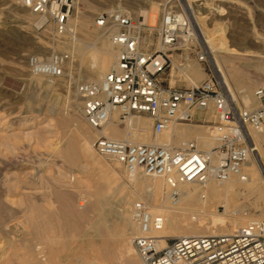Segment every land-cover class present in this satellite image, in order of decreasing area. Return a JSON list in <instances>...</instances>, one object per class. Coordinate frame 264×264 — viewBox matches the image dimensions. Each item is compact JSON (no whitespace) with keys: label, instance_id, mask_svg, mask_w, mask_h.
<instances>
[{"label":"rangeland","instance_id":"374dc122","mask_svg":"<svg viewBox=\"0 0 264 264\" xmlns=\"http://www.w3.org/2000/svg\"><path fill=\"white\" fill-rule=\"evenodd\" d=\"M19 1L0 0V204L10 208L9 215L12 213L14 222L16 220L19 225L26 226L30 223L29 219H38L39 216L31 206L40 205L46 211L49 209L48 212L52 215L50 219L52 226L49 229L42 227V233L38 235L41 237L42 234H45L43 237L46 240L51 237V240L55 241L52 242L54 245L56 244L55 247L61 250L63 240L68 238L60 230V224L69 223L70 220L66 219L65 214L60 213L63 211V205L57 196L59 192H69L73 195L69 202L70 209L75 207V209H81L79 202H83L82 206L85 207L92 198L94 199L90 193L91 186L87 183L93 184L95 180L91 178H99L97 174L100 173L97 169L102 167L103 169L107 168V171H113L118 186L103 201L101 211L109 210L107 223L118 227L119 220L115 214L117 200L121 197L122 190L136 189L132 180L133 175L126 172L117 161L99 155L94 148V143L100 136L97 133L102 128L96 129L90 126L82 114V97L78 94L77 86L89 79L83 73L85 65L79 62L77 56H73V43L78 42L84 45L87 50H93L96 55L91 54L89 62L99 65L102 60L101 52L97 48L100 46V39L103 37L108 43H111L114 49L115 47L110 40L109 31L96 25L97 16L103 11L122 10L130 13L137 22L143 24L142 47L153 52L158 47L160 23L157 20L155 26L151 28L149 22L145 21L144 15L136 8L142 6L144 9L143 5L148 2L163 9L167 6L187 11L189 5L188 0H70L73 7L67 28L64 32H59L54 21L48 15H44L42 21L40 20L41 14L30 10L22 0V3ZM197 4L199 7H203L199 12L206 16L205 24L209 32L216 35L226 45L264 49V0H201ZM83 19L87 21L86 30L80 26ZM90 33L97 34V37H89ZM257 39L261 41L258 42ZM38 41L41 44H37ZM205 46L208 52L207 62L200 64L193 60L191 64L195 63L202 68L205 73L202 82L207 79V74H212L222 81L220 69L222 71L223 64L212 56L209 44L205 43ZM53 52H62L68 55L63 76L36 81L37 79L28 69V57L32 54L49 56ZM219 53L223 57V63L233 67L232 71H235L233 73L248 85L247 92L250 95L247 105H244L243 102H240L238 89L223 82L232 98L242 107H259L261 102L255 97V90L264 85V69H256L251 65L262 62L264 58L247 54ZM179 64V55L174 52L173 62L160 75L163 85L190 86V80ZM60 117L70 118L68 124L62 126ZM133 117L139 123L148 119L151 121L147 115ZM118 119L121 127H124L126 119ZM177 125L204 127L203 129L211 133L213 138L220 129L218 128L220 126L219 118L213 107L197 111L193 120ZM81 130L83 135L89 136V139L92 137L90 139L92 154L87 163L69 164L62 157V150L69 138L74 133L75 135L80 133ZM163 134H161L162 137H158L157 143L167 140V142L178 145L183 141H198L196 138L172 139ZM151 136L155 138L152 128ZM214 145H216L215 141L212 147ZM257 156L255 155V158L258 161L261 187L264 189V163L260 162ZM82 165L87 166L89 172ZM96 170L97 172H95ZM90 171L93 174H90ZM142 175L143 178L147 177L143 179V184L147 179L158 178ZM161 180L165 196L167 189L164 180L162 178ZM144 191V188L139 190V197L133 199L131 206L137 201H146L143 195ZM108 207L109 209H107ZM150 207L153 210L156 208L152 205ZM217 210L222 211L223 209L217 208ZM41 223L39 222L37 225L40 226ZM45 228L48 230H43ZM38 235H32L33 237L28 235L29 240L37 241ZM129 245L130 247L133 245V240L131 243H127V248L122 249L123 253L121 252L117 258L118 264H125ZM134 255L139 259L136 251H134Z\"/></svg>","mask_w":264,"mask_h":264},{"label":"built area","instance_id":"2783aa9c","mask_svg":"<svg viewBox=\"0 0 264 264\" xmlns=\"http://www.w3.org/2000/svg\"><path fill=\"white\" fill-rule=\"evenodd\" d=\"M22 2L35 13L48 15L59 32L66 30L73 7L70 0ZM96 25L109 31L116 62L100 80L77 86L82 114L90 126L102 128L115 113L124 119L147 115L157 137L210 107L216 110L220 124L214 136L216 145L209 150L197 140L146 144L99 136L94 143L96 152L119 162L128 173L162 177L173 203L178 202L183 185L206 186L213 180L244 177L245 163L255 148L251 130L264 132V85L255 90L261 102L256 108L240 106L212 74L188 87L163 85L160 75L173 62L174 52L181 68L193 60L207 62L205 43L185 10L164 8L158 29L161 47L153 52L142 47L143 24L128 12L103 11ZM67 59L62 52L32 54L27 65L34 76L56 79L63 76ZM131 214L138 226L133 245L140 264H264V219L250 221L230 234L167 238L166 246L160 247L157 232L163 229L164 217L153 214L142 200L133 204Z\"/></svg>","mask_w":264,"mask_h":264},{"label":"bare ground","instance_id":"6f19581e","mask_svg":"<svg viewBox=\"0 0 264 264\" xmlns=\"http://www.w3.org/2000/svg\"><path fill=\"white\" fill-rule=\"evenodd\" d=\"M198 1L201 0H188L189 9H187V13L192 19L200 38H202L203 42L209 44L210 50L213 53L212 56L223 64V68L221 67L222 71L220 69L222 82H227L232 88L238 89V96L241 100L239 101L247 105L250 95L247 92V83L241 81L240 77L233 73V67L231 68L223 63V57L219 52L232 55L247 54L264 58V49L226 45L216 35H212L205 24L206 16L202 12H199L201 11L200 8L203 7H199ZM143 6L145 7L144 9H142V6L136 9L144 15L145 21L149 22L151 28L155 26L157 20L159 23L161 22L163 8L148 2H145ZM40 16V20H42L44 15ZM80 26L86 30L87 21L83 19L80 22ZM89 37H97V34L90 33ZM257 41L261 40L257 39ZM36 43L41 44L40 41ZM160 47V40H158L157 49ZM97 48L102 55L99 65L89 62L90 55L95 53L91 49V51L87 50L84 45L74 42V50H71L74 52L73 56H77L79 62L85 65L83 73L89 79L88 81L100 80L112 69L116 62V51L106 39L102 37L100 39V46ZM251 66L256 69H264V60ZM181 69H183V72L191 83L200 84L205 77L202 68L195 63H190L189 66ZM33 77L37 79L36 81L46 79L40 76ZM118 118V114L115 113L97 134L112 139L128 140L132 143L161 144L167 142V140H163L157 143L158 137L162 136L159 135L155 138L151 136L152 123L149 119L139 123L137 119L130 116L126 119L125 126L121 127ZM69 120L70 118L68 117H60V124L65 126ZM203 128L188 125L176 126L175 124L163 132V135L166 134L172 139L176 138L178 140L181 138H196L204 149L209 150L212 148L215 140L211 136V133H208ZM82 132L81 130L76 135L74 133L62 150V157L69 164L87 163L89 156L92 154L90 140L92 137L89 139V136L86 137ZM250 134L255 148L245 163L244 177H235L224 182L213 180L206 186L198 184L183 185L181 187L180 198L176 203L171 201L168 190L165 193L166 195H163L162 177L153 180L147 179L146 183L143 184V179L147 178H143V173L141 174L139 171L130 173L133 175L132 180L136 189L122 190V195L117 200L115 207V214L119 220L118 227L114 226L115 228L107 223V212L109 210L101 211V205L107 196L115 190V187L118 186L117 179L113 171H107V168L103 169L99 164L101 167L97 169L98 173H100L97 174L99 178H91L89 176L92 180H95L93 184L87 183L91 186L90 193L94 199L92 198L87 206L83 207V202H79L81 209H75L76 207L74 208L75 210L72 207L70 209L69 202L73 198V195L69 192H59L57 194L63 205V211L61 210L62 212L60 213L65 214L66 219L70 220L69 223L63 222L60 224V230L68 238L63 240L61 250L55 247L56 244L52 243L55 241H52L51 237H48L49 239L46 240L43 237L45 234L40 235L43 238L38 235L42 233V227H48L49 229L52 226L50 221L52 215L48 212L49 209L46 211L40 205L31 206L39 216L38 219H29L30 223L26 226L19 225L15 219L14 222L13 216H11L12 213L9 215L10 208L0 204V264H118L117 258L121 255L122 249L126 247L127 243L132 242L133 236H135L138 230V226L132 218L131 203L134 198L139 197V190L142 188L145 189L143 195L147 202L143 201L149 207L152 205L159 209L154 208L155 210H153L150 207L151 212L153 214H161L164 217L163 229L157 232V235L161 238L160 247L166 246V239L169 237L230 234L250 221L262 220L264 217V189L261 187L258 161L255 155H258L257 157H259L260 162L264 163V132L251 130ZM255 150H258V152H255ZM82 167H86V171L89 170L87 166L82 165ZM91 171L90 174H93ZM217 208H222L223 210L219 211ZM39 222H42L40 226H38L39 224L37 225ZM36 234L39 237L38 240L35 241L32 238L33 241H30L28 235L33 237L32 235L35 236ZM134 251V245H131V247L129 245L128 257L125 264L141 263L140 258L138 259L134 255Z\"/></svg>","mask_w":264,"mask_h":264}]
</instances>
